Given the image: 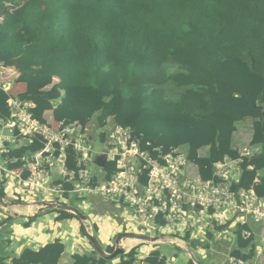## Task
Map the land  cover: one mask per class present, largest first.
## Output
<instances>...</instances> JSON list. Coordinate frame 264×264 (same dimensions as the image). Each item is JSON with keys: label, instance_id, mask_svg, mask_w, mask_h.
<instances>
[{"label": "trees", "instance_id": "16d2710c", "mask_svg": "<svg viewBox=\"0 0 264 264\" xmlns=\"http://www.w3.org/2000/svg\"><path fill=\"white\" fill-rule=\"evenodd\" d=\"M0 64L18 71V83L27 87L19 99L34 105L31 113L40 122L86 126L95 120L102 128L112 119L132 128L155 158V149L166 155L187 146L204 181L217 180L214 165L229 157L240 161L234 189L264 197V0H0ZM8 99L0 88V120L11 115ZM247 120L253 125L250 145L262 148L252 156L233 147L237 125ZM42 148L34 141L11 151L4 158L18 161L9 170L19 171L21 158ZM203 149H209L207 156L200 155ZM67 153L74 170V153ZM116 169L107 162L104 180ZM79 202L72 206L79 208ZM51 212L58 221L78 219ZM156 225L166 223L158 218ZM242 230L231 255L249 259L255 246ZM184 239L195 251L210 250L190 234ZM136 251L105 261L94 250L74 256V264H137ZM64 252L56 240L0 264H59ZM146 262L166 259L157 250Z\"/></svg>", "mask_w": 264, "mask_h": 264}, {"label": "built area", "instance_id": "2783aa9c", "mask_svg": "<svg viewBox=\"0 0 264 264\" xmlns=\"http://www.w3.org/2000/svg\"><path fill=\"white\" fill-rule=\"evenodd\" d=\"M0 88L9 95L11 113L8 119L0 120V157L34 141L43 145L41 150L21 158L23 165L17 172L8 168L17 159L4 158L0 162L1 175L14 183L15 189L46 194L54 197V202L47 203L56 204H65L66 195H76L83 202L100 197L116 208L131 209L139 227L151 234L150 224L162 233L175 224L201 225L212 217L219 221L208 223L216 228L235 220L239 222L237 231L244 229L242 237L252 239L253 256L229 257L225 264H264V197L253 190L234 189L240 161L226 157L214 165L217 180L204 181L190 162L189 153L180 148L166 155L160 148L155 149V158L142 149L141 138L132 128L117 125L112 119L102 128L95 120L86 126L52 119L42 123L31 113L34 105L21 101L9 81L0 83ZM69 150L74 153V170L68 166ZM100 156L106 163H116L109 181L104 180L103 168L93 163ZM95 166L102 171L103 179L96 175ZM95 179L97 184L92 186ZM66 184L73 188L66 190ZM158 218L165 221V227L156 225Z\"/></svg>", "mask_w": 264, "mask_h": 264}, {"label": "crops", "instance_id": "0c3cea01", "mask_svg": "<svg viewBox=\"0 0 264 264\" xmlns=\"http://www.w3.org/2000/svg\"><path fill=\"white\" fill-rule=\"evenodd\" d=\"M18 77H19V73L15 68H6L2 64H0V83L9 81L13 87V90L15 89L17 93V97L19 98V95L24 93L27 87H26V84L18 83L17 81ZM46 118H50V113L46 114ZM249 124L252 127V133L248 137L249 143H251L252 136H253V125H252L251 120H247L237 125V131L234 134V140H233L234 148L239 149L240 147L239 145L242 142L244 138V134H245L243 130H245V128ZM8 145L9 143H5V146L8 147ZM181 148L183 149L185 147H181ZM252 149L253 151H255L254 154H258L262 150L261 146H254L252 147ZM244 156H248V155H244ZM4 157L5 155L3 154L0 157V162L2 161V159H4ZM196 172L198 175V169ZM240 174H241V169L239 166L238 167L239 177H240ZM262 174H264V172H262ZM0 176L2 177L1 173H0ZM10 180H11V177H10ZM7 183H8V180L6 178L5 192H7L8 196L13 198V192H11L9 189L11 186H13V188L15 189L14 183H11V182H9L8 184ZM92 200H93V203H99V201L102 202L103 205L100 208L101 212L112 213L114 210L115 215L120 216L118 215V212L121 214L122 211L129 210L128 208L117 209L113 207L112 205H110L109 203L105 202L100 197H95ZM26 203H36V202H26ZM27 208H30V207H27ZM0 210H3L2 212L4 215H6L7 219H9V217L12 218L11 220H8L10 223L7 225V228H8L7 231L4 230L3 226H0V259L6 258L8 262H11L12 259L19 257L25 249H31V250L37 251L53 243L56 240H60L65 246V252L61 257L59 264H74V256L88 255L94 252V248L91 245L90 241L82 233L83 223L80 224L78 221H76V219L58 221L57 220L58 214H55V216H51L47 219H44V218L39 219V220L37 219L35 221L36 223L34 221L32 223H29L30 222L29 217L32 215H23V216H19L18 218H15L12 215H10L8 211L2 208ZM37 217L33 219H36ZM46 220H47V223H46L47 228L42 229V226L44 227L43 224H45ZM205 221L210 222L211 219H206ZM101 225L97 223L95 224V226L98 228V231H99L98 237L100 235V237L102 236L106 240L104 249L106 250L107 248H111V247L115 248L116 242L114 243V240H113L114 233L111 231V228H109L110 226H108V228L105 229L101 227ZM24 227L26 228L23 230ZM237 233L238 232L235 231V233L232 236H228L229 238H226L225 241H223L220 244L218 243L219 246L217 247H221V245L224 244L225 248L228 249L229 253L231 251L233 252L238 242ZM176 234L179 235V237L184 238L187 234H190V233L189 232L187 233L186 231L181 230L179 233H176ZM199 234L200 233L198 231V226H197L196 230H194L193 233L191 232L190 234L191 236L195 238V240L193 241H198L199 243L207 244V243H203L204 241H209V239L205 236L206 233L204 232L203 234L204 237H201V238H200L201 235ZM84 239L86 240V242ZM128 241L129 240H127L126 242ZM136 242L137 243L133 245L132 247H130V249H127L125 247L126 245H124V247L127 250H129V252L133 249H137V251L135 252V255L137 256V264H148L146 262V259L150 257V255L154 251H157V250L160 251L159 249L162 250L160 251L161 258L166 259V264H194L192 263V260L189 257V255H186V253L183 251L181 247L171 246L167 243L152 244V243H138L139 241H136ZM248 250H246L245 252H248ZM196 252L198 253V256L201 259L202 258L209 259L210 264H222L220 262L226 258V256H224L219 250H215V247L213 246L210 247V250L198 249ZM232 252L230 254L228 253V258L233 257L231 255ZM118 262L119 260L114 261V263H118ZM100 264H104L102 260L100 261Z\"/></svg>", "mask_w": 264, "mask_h": 264}, {"label": "rangeland", "instance_id": "374dc122", "mask_svg": "<svg viewBox=\"0 0 264 264\" xmlns=\"http://www.w3.org/2000/svg\"><path fill=\"white\" fill-rule=\"evenodd\" d=\"M175 70H176L175 68H173V69L171 68V71H175ZM243 132L245 134H244V138H243L242 142L239 145L240 146L239 147L240 152L243 155L252 156L255 151H253V149L249 143V138H248L252 133V127L250 126V124L247 125V127L245 128V130H243ZM181 150L186 152V153H189L187 146L183 149L181 148ZM208 153H209V149H203L200 152V155L201 156H207ZM0 165H1V163H0ZM97 168L98 167L95 166L94 171H95L96 175L100 179H103L102 171H99ZM4 179L5 178L2 175L1 181H4ZM9 190L11 192H13L14 194H13V198H11L10 196H8L7 192H5V199L8 201H13V202H22L23 201L24 203L25 202L39 203L41 201L54 202V197L48 196V195L40 193V192L28 193V192H25L23 190L14 189L13 186H11ZM10 199H12V200H10ZM75 199H77L76 195H71L69 197V199L65 200V204H67V205H73L74 204L75 205L76 203H73V201ZM88 200H89V202H82L81 204L79 202L78 207L89 218V222L85 223V225H86L88 232L91 235L92 234L95 235V233H94L95 230L93 227L95 226L96 223L99 225L104 223L103 225H101V227H103L105 229H107L108 226H110L109 228H111V231L114 233L113 234L114 243L116 242L115 240L122 234L146 235V236H152V237L162 236V237H166V238L167 237L168 238H175L177 235L176 233H179L181 230H184L187 233L189 232L191 234V232L193 233V231L196 230V227L198 226V230H200L199 235H201L200 238L204 237L203 234L205 232L206 233L205 236L209 239V241H204L203 243L210 244V246L215 247V250H219L224 256H226V258L220 262L222 264L227 263L229 252H228V249L225 248L224 244L221 245V247H217V246H219L220 243L225 241L226 238H229L228 236H232L235 233V231H237V226H238L237 224L239 223L238 221L234 220L228 225H223L222 228H216V226H214V224L210 225L208 222H204L201 225H195V226H193L191 224H175V225H172L171 227H169L168 229H164V231L162 233H159L160 229H157L156 227L153 226V224H150L149 227H151L153 229L152 230L153 234H151L148 231H146L144 228L139 227V224L135 220V217H134L135 212H133L131 209L128 208L129 209L128 211H126V210L122 211L121 214L118 212V215H120V216H116L114 210L112 213L101 212L100 208L103 205L101 201H99V203H93L92 199H88ZM113 207H115V206H113ZM117 209H119V208H117ZM2 211L3 210H0V226H3L4 230L7 231L8 230L7 225L10 222L8 221L6 215H4ZM9 211L12 212V214L17 213L19 216H23V215H37L38 216V215H40L36 219H32L34 222L37 219L38 220L43 219V218L47 219V218H49L51 216H55V214H57L55 212H51L53 210H44V209L38 208L36 206L30 207V208H27L26 206H22V207L16 206V207H11ZM73 219H75V218H73ZM211 220L219 221V220H216V217H212ZM76 221H78L80 224H82V222L80 220L76 219ZM46 223H47V220L45 221V224H43L44 227L42 226V229L47 228ZM83 227H84V224H83ZM25 228L26 227H24L23 230ZM98 234H99V231H98ZM117 235H118V237H117ZM99 237H100V235H99ZM210 238L212 241L210 240ZM99 240L101 242V245H103V247H104V245L106 243L105 238H103L101 236L99 238ZM191 240H195V238L193 236H191ZM85 242H86V240H85ZM138 243H140V242H138ZM158 244H164V243H158ZM167 244H169L171 246H176V245L171 244L170 242H167ZM182 249L185 252L184 248H182ZM159 250L162 251L161 249H159ZM186 255H188V254L186 253ZM197 255H198V253H197ZM201 260L203 261L204 264H210V261L207 258H202Z\"/></svg>", "mask_w": 264, "mask_h": 264}, {"label": "water", "instance_id": "95a60500", "mask_svg": "<svg viewBox=\"0 0 264 264\" xmlns=\"http://www.w3.org/2000/svg\"><path fill=\"white\" fill-rule=\"evenodd\" d=\"M93 163L98 167L104 168L106 165V159L103 156L96 157L95 159H93ZM16 206H20V207L36 206L44 210H58L75 215L84 224L85 234L88 237L90 243L92 244L94 250L97 252L98 256L105 261H113L120 256L128 254L129 250H127L123 246V243L130 239H136L140 243L156 244V243L170 242L173 245L184 248L185 252L189 255V257L191 258L194 264H204L201 258L197 255L196 251L191 247L190 243L181 237L166 238L162 236L152 237L146 235L122 234L116 239L114 251L112 253H108L101 245L98 237L93 234L91 235L88 232L85 223L89 222V218L79 208L67 204H56V203H47V202L24 203V202L7 201L1 191V177H0V208L8 211V213L13 217L18 218L19 215L17 213L12 214V212L9 211L11 207H16ZM35 217H37V215H32L29 217V219L31 220Z\"/></svg>", "mask_w": 264, "mask_h": 264}, {"label": "bare ground", "instance_id": "6f19581e", "mask_svg": "<svg viewBox=\"0 0 264 264\" xmlns=\"http://www.w3.org/2000/svg\"><path fill=\"white\" fill-rule=\"evenodd\" d=\"M130 240H132V241H130ZM130 240L128 242L125 241L126 242V243L124 242L125 244L123 243V246L126 245L125 247L127 249H130V247H132L133 245H135L137 243L136 241H138L136 239H130ZM133 240H135V241H133Z\"/></svg>", "mask_w": 264, "mask_h": 264}]
</instances>
